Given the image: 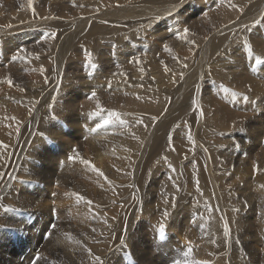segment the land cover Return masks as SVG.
<instances>
[{
  "label": "bare ground",
  "instance_id": "obj_1",
  "mask_svg": "<svg viewBox=\"0 0 264 264\" xmlns=\"http://www.w3.org/2000/svg\"><path fill=\"white\" fill-rule=\"evenodd\" d=\"M148 1H149L148 6L145 5L144 7H142L140 5L139 7L140 10L138 9L139 11H141V14H140L141 16H138V19L141 17L140 20H143L139 22L140 26L147 25L149 21H152L154 23V26L158 27L160 26V23L155 21L156 16H161L162 18H165L164 16L167 13V11H173V12L182 11L180 9L181 6L184 7L183 12H186L188 10V6H191V2L189 3L186 0L185 2H182V0L181 2L180 0L175 1V3L179 6L177 9H173L172 4H165L164 0H148ZM148 1H145V3H148ZM222 2H225V1L223 0ZM226 4L227 2L224 5L221 3V5L224 7L228 5ZM233 7L230 8L228 6V10L225 7L224 11H220V8H222L221 6L218 8L217 10L218 13L216 14V16L217 15L220 16L218 17L220 18L218 19L220 21H218L217 19H212V24L215 25L216 28L215 29L212 28L213 25L210 26L209 33H208L209 36H212L210 40L204 43L202 42V39H201L198 41H194L195 43L194 45H191V43H189L190 45L188 44L182 45L183 46L182 49L181 50L178 49V51L179 50L180 51L177 54L175 53L176 54L175 56L172 55L174 56L173 59L175 60V58H177L178 56L186 57V55L192 54V57L190 59H191V62L194 61L190 69H187L189 70L188 72H186L187 75L186 76L183 75L184 79H182L181 82H179L178 80L179 84L173 90L169 89V87L171 88L169 84L173 83L174 80L173 82L171 81L168 84L169 87L166 86L165 89L157 87L159 84L161 83L163 84L164 80L170 77V75L169 76L167 75V72L165 71L166 69L164 70V68L168 67L167 65L169 63L161 62L162 64H160L159 66H161L160 69H163V70H161L160 72L159 71L160 69L157 68L159 69L157 71L158 77H152V75H148L147 73H144V67L143 69L135 70L133 75H131V73L128 72L129 70H127V67H126L127 64H129L126 62L128 59L120 65V68L117 67L118 69L116 70L113 69V67H116V66L107 68L106 72L108 74V78L106 80L101 79L97 85L95 83L92 84V85H96V87L90 86L89 83H87L85 78L83 77V73L75 68L76 64L84 62V57L82 56L84 52L82 53V51H80L82 49L80 48L79 50L80 52L75 51L76 53H74L73 49H79V48L76 46L77 43L75 44V46L72 43L75 42L74 40L77 37H79L80 35L82 36V34H84L85 36L88 37L89 40L88 39L87 40L90 42V44H93L94 47L97 44L98 45L101 44V42L97 43L98 42L97 41L95 43L94 41L96 36L99 35L100 33L98 32L99 33L98 34L97 32H94V30L92 32L91 30L92 28L90 29L86 28L88 27L87 23L90 21V20L88 21V19H90L91 16L94 17L93 14L89 15L88 17L85 14L86 18H81V19L78 18L77 20H79V22L77 25L75 24L76 25L75 28L74 26L73 28H71V26L69 27V23L71 24L74 22H67L66 27H65L66 31L64 29L61 32L60 37H59L60 39H57V40L48 39L49 42L55 44V47L53 46L54 48H52V55L54 56V59L48 58L49 56H51L50 55L51 52L49 56L43 60H42L43 56L40 55L42 58L40 57L38 59L40 63V66H38V70L37 71H25V73H28V74L30 73L29 82L26 83V85H21L20 89H14L10 87V90H9V84H7L4 88L3 78L0 77V97H1L0 98V141L3 142V144L0 145V173H4L3 178L0 179V228H5V227L10 228V226H15L18 228V226H21L25 222L24 217H25L26 211H31V210L36 211L38 209H41L42 207L47 208V206H50L51 204H53L56 208L65 212L68 215V218L65 216V219H64L62 217L63 212H61L62 214L59 213L61 214L60 218L63 219L62 220L63 223L62 224L57 223L58 225L54 231L57 230V233L62 234V235L54 234V231H53L51 232V235L47 239H43V238L38 239L37 237L39 235H36V234H32L30 236V245H29L30 247L35 245L34 242H36V240H40L39 244L43 243V247L41 251L39 252V254L43 256L44 259L38 261V264H100V261H102L103 264H128L130 263L132 259V254H133L130 247L137 246V242L130 240L134 231L144 232V237L154 247L156 245V242L160 240L156 238V241H155V236L159 237L156 229L158 228V225L162 220L166 226L168 224L174 225L177 222H179L180 219L184 223L190 225L189 223L190 219H187L186 216L188 213L192 215V211H190L189 209L183 211L184 208H180L179 207L180 204L178 202L176 203L175 209H173L171 206L169 208L167 204H165L162 201V198L158 190L156 189V187L162 185V188L165 190L176 189L173 187L172 182L168 179V177L171 176L172 179L175 180L176 185L179 186V190L183 189L187 191V188H185L186 183L187 182L192 183V179H193L192 178L193 175L191 176L189 172L194 167L197 166L196 162L203 170V167L200 165L202 161L205 162L204 170L206 168H210L211 170L210 172V170L207 169V174H206L207 180L205 181L206 184L209 185L208 189L210 191L205 189V191H203L202 193L206 196H208V193L210 194L213 193L215 203L218 205L217 209L215 210L218 212V215H217L218 218L216 217V214H213L211 212L214 209H211L210 210L211 215L208 216L210 218V223L215 222L214 221L215 219H218V220L221 219L224 222L223 223L224 225L225 223L228 224L229 234L226 236L224 234V229H222L221 231L213 233L212 236H208L206 238V241L203 243H196L192 241L187 242L186 240L185 242L184 241L179 242L181 243L179 244V243H176L178 239L175 238V236L173 240L169 238V232H172L170 231V229L172 230L173 228L170 225V229L168 228L169 230L168 229L165 230V237L162 240V242L165 245L164 247H166V251L164 252L163 249L158 247L160 249L157 252L161 254L153 253L155 255L154 258L156 257L157 259H163L166 262L176 261L177 259H180V263L177 262V264H181V263L192 264V262L194 264H250L248 261L241 259L242 258V252H241L242 246H237L234 250H231L232 246L228 245L230 242H227V241H230L233 238L232 233L233 232L238 233L239 228H243L244 223L241 222L239 219L240 210H238L237 207L234 206L233 204H230L228 202L225 204L226 202L225 198H228V194H232V197L230 196L231 197L230 200L233 203L238 204V205L240 204L245 205L247 207L252 206L253 201H252V196L250 195V193L254 192V188L252 186H249V182L251 183L253 181H259L260 186L262 187V185H264V180L261 181L258 178V176H256L257 173L252 172L250 167H246L245 169L243 168L244 172L242 171L243 173L240 172L237 174L234 171L235 169L234 170L231 169L232 171L228 170L227 165L231 163L232 158L221 155L222 152H220L219 149L224 147V149L230 151V154H231V150L234 149L235 147V143H236L235 141H232L231 139H228V138L227 140H224L223 138H219L216 141L209 142L210 147L207 148L205 145L202 144V142L198 141L199 136L196 137L197 134L202 135L203 134L202 132L205 131L204 129L200 130L199 127L197 126L199 124L198 119H197L198 114L202 117L204 115V113L201 114L203 109L205 111L207 110L208 114L210 113L211 116L215 118L214 123L216 121V124H217V122L220 123L221 121L225 123L226 126L229 128H232L231 126L233 125L232 123L234 122L232 118H236L234 120H238L239 122L244 121L245 115L243 116L242 113H236L237 108L235 110L231 109L232 112L233 113L235 112L236 114L235 117H233L234 114L232 115L230 112L231 110H229L232 107L230 104H227L225 108H222L218 104L219 101L217 97L219 95L221 97H226V99H229V95L223 92V87H227V85L223 83L225 81L221 82L223 78L225 80L228 75L234 77L235 84L233 83L234 81H230L229 83L230 85L232 84L235 87H238V89L239 88H243V90L244 88L248 89L247 86L250 85L251 92H254L256 95L258 94L257 91L259 89L262 90L264 88V84H263L264 79H263V82H261L260 80L262 79L259 80L258 76H255V73L253 74L248 73L249 74L248 75L245 68H241L239 61L237 65L235 63L233 64V65H236V67L235 66L233 67V70L228 69L229 67L230 68L232 67L229 65L230 61L228 60L227 61L229 64L224 63V61H221V63L219 61L216 62V60H220L219 57L218 59L216 58V55L220 52L221 49H226L225 46H229V44L234 43V41L237 42L235 40L236 35L241 34V32L243 31L241 28V25L243 24L248 25L249 23H253L254 20L261 19L264 16V0H253V1L250 0V5L248 6L246 10L244 9L246 11L245 15L242 17L240 16L241 18L239 17L240 19L238 20L235 17L237 16L236 15L237 10L235 11L234 10L235 8ZM136 16H137V11L133 8H130L129 14H126L120 10L117 12L113 10H109V12H105L103 14V18H107L110 21L111 19L113 20L120 19L121 21V19L126 20L127 18H128L127 21H129L130 19L132 21V19H135V20L137 19ZM232 17L234 19L229 23L230 20L228 19ZM169 19L167 21H169ZM73 21H76V19H74ZM120 21H117V23H124V21L123 22L122 21L120 22ZM216 21L218 23H216ZM136 23H138V21ZM140 26L139 28L133 27L132 29H130V31H132L131 34L134 35L132 38H134L135 36L137 37L139 33H141L142 35L143 33H146L144 32V29H140ZM108 29L110 30V27ZM159 29L160 31H165L168 33L169 28L166 24L161 23V26L159 27ZM140 30L142 32H140ZM258 31L256 33V37H258L260 33L262 34L264 32L261 30V32L258 33ZM165 32L164 33L161 32V33L165 35ZM148 33L151 34V32H148ZM150 34L146 35L145 38H151ZM139 36L141 37L140 34ZM253 36L254 35H252V37ZM110 37L114 38L113 36H110ZM256 37L254 36V38ZM112 38L110 39L113 40ZM116 38L118 39L119 42L115 44H118V46H123L122 44H125V42L128 40V39L127 40L124 39V36L116 37ZM98 39L99 38H97V40ZM131 40H134V39H131ZM184 40L187 42L186 38L185 39L177 38L176 42L180 43V42H183ZM144 41L146 42V39ZM107 42L106 43L104 42L103 44L107 45L108 47L110 45H109V41ZM261 42L257 43V44H262L261 48H259L260 46L258 47L257 44H256L257 46H255L254 44L253 45L250 44V45L252 46V49L264 51L263 50L264 42L263 41ZM149 43L152 45V40H149ZM71 44H72V48L70 51L68 49L70 48ZM181 44L182 43H180V45ZM200 44H201L200 50L197 51L198 46ZM74 47H77V48H74ZM99 47H95V49L93 48L92 54L94 55V58H98L97 59L99 60L98 62H104L106 61L107 57L104 54L105 51H103L102 53H99L100 51ZM168 48H171V47L169 46ZM135 50L137 49L135 48ZM168 50L170 51V49ZM134 51L132 54L135 53ZM139 51L138 52L140 54L142 53V57H143V54L146 53V51L144 52L143 50L141 52V49ZM74 54H76L77 56H75ZM78 55H81V57H79ZM207 57L209 61L211 62V65H209L208 62L206 61ZM134 59L135 58H133V60ZM151 59L152 58H150V60ZM153 59L151 61H149L148 59V61L151 62L152 64V61H155ZM173 59H170L172 60V62H170L172 64L174 63ZM236 59L238 60V58ZM51 60H53L52 62L54 64L53 68H50ZM131 60L132 59L130 57V61ZM233 60L235 61L234 58ZM158 61H161V59ZM234 61L231 60V62H234ZM30 62L35 63L36 61L31 60ZM125 62L127 63L125 66L126 69H124ZM250 62L252 61L250 60ZM253 62H255L254 59H253ZM141 63L142 65L144 64L143 62ZM254 64L255 63H253V65ZM137 66H139L138 63H137ZM171 66L173 65L170 64L169 67ZM252 66H249V68L253 70L254 68L257 67V64L254 65V68ZM172 68L173 69L170 70V73H172L173 71H176L177 68L179 69V72L180 70H182L180 66H177V64L173 66ZM210 68L211 70H209V74L211 73L213 68L221 71L220 74L215 73L217 78L216 80L214 79L215 81H217L215 82L217 91L221 93L219 95L215 94L214 92L209 94L208 93L209 91H206V90H205L206 91L205 93L204 92L202 93L201 84L204 82V78L206 76L205 72L208 71L207 69H210ZM235 68H237L238 70L240 69L241 71L240 70L239 72L238 70L235 71L234 70ZM246 69L248 70V67ZM48 71L52 73L54 72L55 76L57 75V77L58 76L62 77V78L59 77L58 79L54 76L55 78L52 81L50 79L51 82H49L48 85H50L51 88H47L46 87L47 84H45V78H47ZM150 71H153V69ZM57 73H60L61 75H58ZM113 73H116V75L113 76ZM146 76H149L150 79H147ZM201 76H203V79H201ZM209 76L211 77V75ZM256 78L258 79L256 80ZM109 80L112 81L111 88H108ZM58 82L61 83L59 95L54 90ZM229 83L227 84L229 85ZM79 84L84 91L85 90H90V91L95 90L97 92V97L99 99L100 106L104 110H107V111L101 112L102 116L106 118L108 116V111H114V112L119 113V118L117 119L116 117H113L112 123L108 125H104L103 127L97 129L95 132H92L90 131V129L94 128L96 123H100L102 120L99 119L98 117H92L91 119H86L84 116H80V114L82 111H84L85 113L97 111L98 109L94 103L96 99H93V101L88 99L89 103L91 102L93 103L92 105L95 106L92 108H89L87 105H84L85 102L83 101L87 96L74 99L73 101L82 102L83 107L81 108V111L78 113H76V111H73V110L62 109L60 107V99L63 97V94H64V93L62 94V92H66L68 90L71 92L79 93L80 90L76 89L77 87H75ZM175 85H172V86L175 87ZM150 86L153 87V89L155 88V90L160 89L162 91H165V93L167 94L173 93L174 98L171 104L168 101L170 105L167 109L164 106V102H162V104L160 102L159 103L160 106L158 107L164 106L165 110L162 109L160 112H157V113L144 114V110L141 109V106H140L141 102L144 100L141 101L140 98H143L145 93H150L153 90V89H150ZM197 86L199 90H197ZM187 89L189 90V92H187ZM262 91L264 92V90ZM263 92L262 93L260 92L259 95L263 94ZM53 97H55V100H53ZM147 97L148 96H146V98ZM15 98L19 99V103L14 102ZM193 101H195V103H193ZM49 104H52L53 110L64 113L62 116H59L60 118L62 117L64 119H67L70 122L73 119L75 122H78L79 117H80V121L83 123V125H87L86 128L88 129L86 134L84 135L85 138H83L86 141L81 139L80 141L78 140L79 142H76L77 140L74 139L73 145H75L74 146L75 148L72 147L73 145L69 146L67 144L68 141L62 142V146L66 150V152L70 151V149L72 148L76 150V152L70 151L68 156L70 155L76 156L78 153L79 158L68 160V156H67L66 157L67 163L65 165L64 164L62 165V163L64 162L62 163L60 162L61 163L60 164L58 163V159L63 156V153L64 154L66 153L63 148L61 149L59 156L50 154L49 159L55 163V168H54L55 171L52 169L42 170L41 168L37 167L34 164V159L32 158V155L34 154L33 149L37 147L39 143L42 142V139H44L45 137V135H43V137L41 135V133L44 130L39 131V128L41 126H44V122L45 123L50 122V128L46 129L49 135L53 136L57 131V128L54 127V120H51V114H53L54 111L51 112L49 110V108L47 107ZM143 104H146V103L143 102ZM129 105L131 106V108H129ZM156 105H158V103ZM43 107L47 109L42 110ZM134 107H138V109L140 108L142 112H138L137 110H135L136 108ZM196 107L198 109H196ZM29 110L33 112V114L31 113V115L33 116L30 117L29 115V118H27L25 116V113L27 111L30 112ZM142 115L146 119L140 118V116ZM137 117H139V119L141 120L143 119L147 121L150 120L152 122L150 126L152 127L153 125L155 127L151 129L149 132H147L146 134V129L144 128V124L139 123V120ZM153 117H156V119L153 120L152 119ZM183 118H187L186 120H188L191 123L190 125L191 128L189 129L188 127L189 129L188 136L191 135L192 139L189 140L188 137H185V136L183 137L178 132H176L178 137H180L181 140L185 141V144H183V142L180 144L181 141L179 140V138L178 137L174 138L175 137L174 130L176 129V128L174 129V127H176V125L180 121H182ZM186 120L184 121L186 122ZM131 121H133V124L130 123ZM175 121H176V124H174ZM225 124H221L222 126L221 129L223 130L226 129ZM47 125L49 126V124ZM212 125L215 126V124H211L210 127ZM243 125H246V124L244 123ZM221 126L219 125V127ZM195 127H197V129ZM35 128H36V131H35ZM192 128L196 129L195 133L190 132L192 131ZM186 131L188 133V130ZM144 135L146 136L145 141H144ZM77 137L82 138V133L79 129H78V134L76 135V138ZM169 137H171L170 141H169ZM128 138L129 139L134 138V139L132 142H129ZM235 139L238 142H240L238 138H235ZM175 141L178 142L179 146L174 144ZM180 145L181 147L184 146V148L180 149ZM39 146L41 147V145ZM176 147H179L180 153H183L186 155V160L188 162L187 165H185L180 160V157L178 154L179 152H177ZM205 149L207 151H205ZM215 150L219 152V154L216 155V157H214L211 153L212 151H215ZM235 151L236 150L232 152L233 157L235 156V153H234ZM191 153L193 154L191 155ZM165 155L168 156L166 160L163 159ZM200 159H202V161ZM84 160L89 161L90 164L83 163ZM58 164H60L61 166L58 167ZM92 165H95L96 168L100 169L104 175L101 176L99 173H97L93 169ZM169 165H171V168L169 167ZM213 167H216V169L212 170L211 168ZM117 169H120V171H117ZM173 169H175V171H173ZM148 172L150 173L148 174ZM179 173H182V175L179 176ZM56 174H60V175L57 177L58 179L55 177L57 180L55 179L56 181H54L53 177ZM178 176L182 178L178 179ZM203 176L205 177L204 174ZM239 176L242 179L244 178L243 184L239 183V187L237 188L241 192V194H238V193L234 194L235 192L226 193L225 183L227 182L226 184V187H227V185H229L228 184L229 178L231 177L234 178L232 179V182H235L236 181L235 178H238ZM13 177H15V179H13ZM104 177H107V179H105ZM195 178L197 179V177ZM34 180L44 181L45 186H42V187L38 186ZM55 182L56 184H54ZM193 184L196 185L194 181H193ZM130 185L132 186L130 187ZM114 187H118L121 190V195H124L123 198L116 197L117 195L113 193ZM230 187H231V191H233L234 189L233 185L232 186L230 185ZM54 189L56 190L55 192L56 195L55 197H52L51 193ZM195 189L196 188L192 186V187H189L188 191L193 192L192 190H195ZM107 192L108 193L110 192L111 196H109L108 199H106L107 197L104 198L106 199V201H104V203L101 204V207H100L99 203H96L94 200L99 198L98 196L100 195L103 197ZM74 193H79L81 196L85 197V199L84 200L78 199V197L74 195ZM210 194L209 196H211ZM88 201H91V203H88ZM99 201H100V198H99ZM113 201H115V203H113ZM37 202H39V204H37ZM202 204H203V200H200L197 203L193 204L191 206V209L196 211V207H199L200 209L199 210L197 209V210L201 212V209H204ZM227 204H230V207ZM7 208L18 209V211L21 210V215L18 214L19 212L6 211ZM165 208H167V210L171 213V215L167 219L163 218V211L165 210ZM175 211H178L179 213H177L176 217L172 218L176 214ZM110 217L112 218L116 217V219H112V218L110 219ZM125 219L127 220V235L125 237L126 244H127L126 248L122 246L118 247L120 237L125 235V232H124ZM105 220L107 221V223H105ZM46 221L47 220H45V222ZM85 223L88 226L89 233H83L81 229V224H85ZM179 224H176V225H179ZM262 224L263 226H260V225L258 226L259 232L257 231L258 232L257 234L259 235L258 239L262 241V243L261 242L260 243L263 245L264 244V218L263 216H262ZM209 225L207 226L209 227ZM178 227L180 228V226ZM187 228H189V226L186 227V229ZM93 229H95V231H93ZM9 231L8 230L0 231V237L1 236L4 237L3 241H0V245L9 247V244L7 243V239L10 234ZM66 232L71 234V237H68L69 234L68 235L65 234ZM176 233H173V234L176 235ZM190 235H192V233H190ZM250 235L252 234L250 233ZM141 237L143 236L141 235ZM177 237H179V234ZM21 239L22 238H20V240ZM136 239L137 238H135L134 240ZM225 242H227V244H225ZM20 243L24 246L23 248H26V244H25L26 240L25 241L23 240V242H20ZM158 243H160L159 246L160 245L163 246L160 241H158ZM145 245L146 244L144 243L143 246ZM256 245L257 247L259 246L257 243ZM14 246L16 247L15 244ZM174 246L178 247V252H176L175 254H174L175 250L173 249ZM153 247L151 248V250L156 248V247L155 248ZM189 247H191L192 250L191 252L188 253V255H185V253L188 252ZM88 249H91V254H89V252L87 251ZM140 249L141 248H139V250ZM260 251L264 253V248L260 249ZM260 251L258 253H260ZM29 252L31 253L32 251H29ZM125 252H127V254L124 256ZM21 254H22V250L16 251L15 255L13 256L14 258L12 257L11 260H16L18 258L17 255H21ZM97 256L100 257V261H97L95 259V257ZM30 258L33 260L34 256L32 257L31 255ZM262 259H263V256H262ZM19 260L17 259V261ZM12 264H17V263L15 262ZM19 264H23V263L20 262Z\"/></svg>",
  "mask_w": 264,
  "mask_h": 264
},
{
  "label": "rangeland",
  "instance_id": "obj_2",
  "mask_svg": "<svg viewBox=\"0 0 264 264\" xmlns=\"http://www.w3.org/2000/svg\"><path fill=\"white\" fill-rule=\"evenodd\" d=\"M145 1H148V0H31V6H30L29 5V0H0V31H1L0 32V77L3 78V81H4L3 87L5 88V86L8 84L7 83L8 79H11L13 81L12 85H9V90H10V87L14 88V89H20L21 85H26V83L29 82L30 73L29 74L25 73V71H37L38 70V66H40V63H39L38 59H36V54L37 53L39 54V57L43 56V58L41 57L42 60H43V59L47 58L49 56L50 52H51V54H50L51 56H49L48 58L54 59V56L52 55V48L55 47V44L49 42L48 39H54V40L60 39L59 38L60 34L65 29L67 22H74V23H71V24L69 23V27L71 26V28H73V26H74V28H75V26L79 22V20H77L78 18H80V19L81 18H86V16L88 17L89 15L93 14L94 17L91 16V18L88 19V21L89 20L90 21L87 23V26L88 27L90 26V27L89 28L86 27V28L87 29L92 28L91 29L92 32L94 30V32H97V33L99 32L100 33V34L98 33L99 35L96 36L94 41H95V43L97 41H98L97 43L101 42V44L100 45L97 44L95 47H99V46L102 45L105 48V50L101 46V47H99V49H100L99 53H102L103 51H105L104 54L107 57V59L104 62H98L99 61V60H97L98 58H94V55H93V58H94L93 63H96L98 65V67L95 70H92L90 67L85 66L84 62L75 65V68L83 73V77L85 78L86 82L89 83L90 86L96 87V85L99 83V81L101 79L102 80H106L108 78V74L106 72L107 68L116 66V67H113V69L116 70V69L120 68V65L124 61H126L128 59L129 62H128V60L126 62L129 63V64H127L125 62L124 69H126V67H127V70H129L128 72H130L131 75H133L135 70L143 69V67H144V73H147L148 75H152V77H158V72L157 71L161 67V66H159L160 64L169 63L167 65L168 67L170 66V64L173 65V66H175L176 64H177V66H180V68L182 69V70H180V72H179V69L177 68L176 71H173L172 73H170V70L173 69L172 68L173 66L169 67L170 69L167 67L169 70L167 68H164V70L166 69L165 71L167 72V75L168 76L170 75V77H168L166 80H164L163 84L161 83V84H159L157 86L159 88L165 89L166 86L169 87V85H170L171 88L169 87V89L173 90V89L176 88V86H178L179 82L182 81L180 75L183 73V75L186 76L187 75L186 72L189 71L187 69H190V67L192 66V64L194 62V61L191 62V59H190L192 57V54L191 55H186V57L178 56L177 57L178 59L177 58H175V60L173 59L174 56L182 49V47H183L182 45H187V44L190 45L189 43H191V45H194L195 43H193L191 41H198V40H201V39H202V42L205 43V42H207L208 40H210L212 38V36L208 35L209 28H210L211 25H213L212 24V19H217V20L220 19V18H218V17H220L219 15L216 16V14L218 13L217 10H218V8L220 6L222 7V8H220V11H224L225 7L228 10V6L230 8L235 6L233 8H235L234 9L235 11L237 10L236 11L237 12V14H236L237 16H235V17L238 20L242 16L245 15V12H246L245 10L250 5V0H246V1L245 0H224L225 2H222L223 0H186L189 3L191 2V6H188V10L186 12H183L184 11V7L181 6L180 9L182 11H178L179 12V16L178 17L175 15V12H176L175 11L171 19H169L170 17H168L167 14H165V16H164L165 18H162L160 21H158V23H160V26H161V23L166 24L168 26V28L173 29V32H170V34H169V31H168V33L165 32V31H160V29H159L160 26L155 27L154 23H153L154 27L152 26V28L144 29V32H146V33H143V35L141 33H139L141 35V37L143 36L142 38L139 36V34L137 36L138 38L136 36H135L136 38L135 37L132 38L134 35L131 34L132 31H130V29H132L133 27L134 28L135 27L139 28V26H140L139 22L143 21V20H140L141 17L138 19V16H141L140 15L141 11H139L140 10V8H139L140 5L142 7H144L145 5H147V6L149 5V1H148V3H145ZM175 1H177V0H164V3L165 4L177 5L175 3ZM251 1H253V0H251ZM180 2H181V0H180ZM182 2H185V0H182ZM226 2L228 4V5L226 4L227 6L224 7V6L221 5V3L224 5ZM122 5H123V7H122ZM124 5L126 6V8H125ZM246 5H248V6H246ZM130 8H133V9H135L137 11V16H136L137 19L136 20L132 19V21H131V19H130L129 21H127L128 20V18H127L126 20L125 19H121V21L122 22L124 21V23H117V21H120V19H117V20L111 19V21L113 20L111 22L107 18H103V14L105 12H109V10H113V11H116V12L120 10V11L126 13V14H129L130 13ZM242 9L243 10L245 9V10L243 11ZM241 10H242V12H241ZM92 12H94V13H92ZM85 14H86V16H85ZM97 18H99L100 20L97 19ZM74 19H76V21H73ZM168 19H169V21H167ZM233 19H234L233 17L228 19V20H230L229 23ZM177 20H179L181 22L177 23L176 22ZM130 21H131V23H130ZM137 21H138V23H136ZM171 21H172V23L173 22L174 23L172 24ZM218 21H220V20H218ZM36 23H37V25H36ZM216 23H218V22L216 21ZM22 24H24V25H22ZM248 26H249V29H250V30H248L249 33H248V31L246 32L245 30H243L244 32L242 31L241 34L236 35L235 40L237 41V39H239V41L242 42L243 40H245V39L247 40L248 39L247 41H248L249 44H252V45L254 44L255 46L258 45V47L260 46L259 48H261L262 44H257V43L261 42V41L264 42V32L262 34L260 33L258 37H256V33H257L258 30H260V31H258V33L261 32V30L264 31V20H262L261 24H259V25H255L254 23H249ZM109 27H110V30L108 29ZM185 27H187L189 29V32H188L187 37H186L187 42L184 40L185 43H184V41L180 42V43H182L180 45L179 42H176V39L179 38V37L177 35H175V31L174 30H179L181 33H183V29ZM8 28H9V30H8ZM115 28H117V29H115ZM212 28L215 29L216 28L215 25H213ZM217 29H219V28H217ZM91 30H90V32H91ZM65 31H66V29H65ZM135 31H137V30H135ZM52 32H55L57 34L55 38L51 37L50 33H52ZM105 32H107V33H105ZM117 32H119V33H117ZM138 32H139V30H138ZM140 32H142V31L140 30ZM148 32H151V34L148 33ZM161 32H163V33L165 32V35L163 33H161ZM113 34H115V35H113ZM148 34H150L151 38H145V36L148 35ZM125 35L127 37H129L128 38L129 41L127 40L125 42V44H122L123 46H118V44H115V43L119 42L116 37H121V36L125 37ZM252 35H254L256 38H254V36L252 37ZM49 36H50V38H49ZM110 36H113V37L116 36V37L112 38ZM242 37H243V39H242ZM97 38H99V39L97 40ZM110 38H112L114 41L111 40ZM87 39H88V37L85 36L84 34H82V36L80 35L79 37H77L74 40L75 42H73L72 44L75 46V44L77 43L76 46L79 48V49H73L74 53H76L75 51H79L80 48L82 49V50H80V51H82V53L84 52V50H88V51L92 52L93 48L95 49L93 44H90V42L88 41L89 39L88 40ZM131 39H134V40H131ZM145 39H146L147 43L144 41ZM149 40H152V45L153 46L149 43ZM37 41H39V43H37ZM107 41H109V45H110L108 47H107V45L103 44L104 42L106 43ZM173 41L175 42V44H174ZM236 43L237 42L234 41V43H232V44L230 43L229 44L230 47L229 46H225L226 49H221L223 51L220 50V52L216 55V58L218 59V57H219L220 60H216L215 59L216 62L219 61L221 63V61H224V63L227 64L228 61H230L229 62L230 64L229 63L228 64L230 66H232V67L231 68L230 67L229 68L226 67V68L232 69V70H233V67L234 66L236 67V65L240 62L241 68H245L247 74L248 73L249 74L255 73V76H258L259 80L262 79L260 81L263 82V79H264V64L257 65V67L254 68L255 64L253 65V63H255V62H253V59H251V58H249L247 56V51L244 49L243 45H240L242 43H237V44ZM72 44L70 45V48L68 49L70 51H71V48H72ZM113 45H115V47H113ZM164 45H167L168 47L170 46L171 48H168V49H170V51L169 50H165ZM232 45H233V47H232ZM238 45H240V46H238ZM20 47H23V48L27 49V53H31V55H28L26 60L25 59H18L16 61H12L10 59V57L14 53H16L17 49L20 48ZM77 47H74V48H77ZM200 47H201V44L198 46L197 51L200 50ZM135 48L138 51L141 49V52H142V50L144 52L146 51V53L143 54V57H142V53L140 54L139 53L140 51L138 52L137 50H135ZM138 48H140V49H138ZM178 49H180V50L178 51ZM132 50L135 52L134 54H132L133 53ZM252 50H253L254 54L260 56L261 59H264V51L257 50V49H252ZM131 51H132V53H131ZM170 53H172V54H170ZM21 55H24V54H21ZM74 55L77 56L76 54H74ZM139 55H140V57H139ZM162 55H163V57H162ZM172 55H174V56H172ZM78 56L81 57V55H78ZM82 56L84 57V53L82 54ZM130 57L132 59L131 61H130ZM132 57L135 58V59L133 60ZM168 57H170V58H168ZM150 58H152V59L154 58L153 60H155V61H152V64H151V62H149V61L152 60V59L150 60ZM159 58L161 59V61H158V60H160ZM184 58H185V60H184ZM233 58L235 59V61L237 60L236 58H238V60L235 62L233 60ZM148 59H149V61H148ZM170 59H173V62H174L173 64L170 63V62H172V60H170ZM31 60H34L36 62L35 63L34 62H30ZM146 60H147V62H146ZM231 60L234 61V62H231ZM250 60L252 62H250ZM156 61H158V62H156ZM182 61H183V63H182ZM206 61L208 62L209 65H211V62L209 61L208 57L206 58ZM52 62H53V60H51L50 68H53V66H54V64ZM141 62H143L145 65L143 64L144 65L143 66ZM137 63H138L139 66H137ZM234 63L236 65H233ZM126 64H127V66H126ZM147 64H148V66H147ZM187 64H188V66H187ZM185 65L187 66V68L185 67ZM249 66H252L254 69L253 70L250 69ZM145 67L147 68V70H146ZM247 67H248V70L246 69ZM157 68H159V69H157ZM211 68L207 69L208 71L205 72L206 76L204 78V82L201 84L202 93L203 92L205 93L206 91H209L208 92L209 94L214 92L215 94L219 95L221 93H219V91H217V88H216V83L215 82H217V81H215V80H216L217 76H216L215 73H219L220 74L221 71H219L218 69L216 70V69L213 68L212 71H211V73L212 72L213 73L209 74V70H211ZM152 69H153V71H150ZM161 70H163V69H160L159 71L161 72ZM234 70L237 71L238 69L235 68ZM239 70H238V72H239ZM89 72H92L91 78H89V76H88ZM53 73L48 71V75H47L48 83L46 85L47 88H51L50 85H48L49 82H51L55 77L58 78V79L60 77V76L57 77V75L55 76V73L54 74ZM173 73H174V75H173ZM259 73H260V75H259ZM175 74H177V75H175ZM31 75H33V74H31ZM209 75H211V77ZM184 76H183V79H184ZM228 76H227V78L225 80L223 78V80L221 82L225 81L223 83H225L228 88L232 89V91H235V92H238V93L240 91L242 92L243 88H239L238 89V87H235L232 84L230 85L229 82L230 81H234V77H232L230 75H228ZM60 78H62V77H60ZM146 78L150 79L149 76H146ZM174 78H176V79H174ZM231 78H232V80H231ZM258 78H256V80ZM50 79H51V81H50ZM173 80H174V82H173ZM178 80H179V82H178ZM171 81L173 83H175L176 85L173 84V83H170ZM94 83L96 85H92ZM227 83H229L230 86ZM233 83L235 84V81ZM172 85H175V87L172 86ZM75 87H77L76 89L80 90L79 93L71 92V91H68V90L66 92H62V94L63 93L64 94H63V97L60 99V107L62 109H66V110H73V111H76V113H78V112L81 111L82 102L73 101V100L77 99V98H82V97L88 96L90 94L89 92H91V91L90 90H85L84 91L82 89V87L80 86V84L75 86ZM150 89H153V87L150 86ZM188 89H187V92H189ZM153 90L150 93H145L143 98H140L141 101L144 100L140 104L141 109L144 110V114L157 113V112H160L162 109H164V110H165V108L167 109L169 107V105L172 103V100L174 98V94L173 93H168L167 94V93H165V91H162L160 89L159 90L158 89L155 90V88ZM214 90H216V91H214ZM247 90H248L247 88H244L243 93H245L249 97L248 100H243L241 97L238 96L236 98V100L233 101V99L231 97V93H226V94L229 95V99H226V97H221L220 95L217 97L218 101H219L218 104L222 108H225V106L227 104H230L232 107L230 109L228 108L229 110H231V109L235 110L237 108L236 113H242L243 116L245 115L244 116V121H240L239 122L238 120H234L236 118H232L233 121H235V125L236 126L233 127V125H232L233 123H232L231 124L232 128H229V127L226 126L225 123H223L221 121H220V123L217 122V124H216V121L214 123L215 118L212 117L210 113L208 114L207 110L205 111L203 109L204 112L201 110L202 113H204V115L202 117L197 113L198 114L197 119H198V122H199V124L197 126L199 127L200 130L204 129L205 131L202 132L203 133L202 135L201 134H197L196 137L199 136L198 137V141L202 142V144L205 145L207 148L210 147L209 146L210 145L209 142L216 141L219 138H223L224 140H227V138H228V139H231L232 141H235L236 142L235 143V147H234V149L231 150V154H230V151L225 150L224 147L219 149V151L222 152L221 155H224L226 157L232 158L231 159V163H229L227 165L228 170L232 171V170L235 169L234 171L237 174V173H240V172L243 173L244 172L243 168L245 169L246 167H250L251 171L252 172H256L257 173L256 176H258V178L261 181H263L264 180L263 179L264 178V92L262 90H264V88L262 90L259 89L261 93L263 92V94H261V95H259L260 94L259 90L257 91V93H258L257 95L258 96L254 92H251L249 90L247 91ZM146 96H148L149 98L148 97L146 98ZM168 96H169V98H168ZM160 97H162V98H160ZM156 100H158V101H156ZM148 101H150V102H148ZM168 101H169L170 104L168 103ZM14 102L19 103V99L15 98ZM83 102H85L84 105H87L89 108L95 107L94 105H92L93 103H91V102L89 103V100L87 99V97L84 99ZM143 102L146 103V104H143ZM160 102H161V104H162V102H164L165 108H164V106L158 107V106H160V104H159ZM94 103L96 105V101ZM157 103H158V105H156ZM147 104H149V105H147ZM150 104H151V106H150ZM129 108H131L130 105H129ZM134 108H136L135 110H137L138 112H142L140 110V108L139 109H138V107H134ZM45 109H47V108H45V107L42 108V110H45ZM196 109H198V108L196 107ZM49 110L51 112L54 111L53 113L59 118L58 120L54 121V125H55V128H57V131H56V133L53 136L49 135L48 131L46 129L50 128V122L49 123H45L44 122V126H41L40 128H42V129L39 128V131H43L44 130L42 133H44L45 137H44V139H42V142L39 143V145H41V147L38 145L37 147H35L33 149L34 154L32 155V158L34 159V164L37 167L41 168L42 170L43 169H52V170L55 171V169H54L55 168V163L52 160L49 159L50 154L59 156V153L61 152V149L63 148V146H62V142L63 141H66V142L68 141L67 144L69 146H71V145H73L74 139L77 140L76 142H79L81 139L85 138L84 135L86 134L88 129L80 121V117H79V121L78 122H75L73 119L70 122L67 119L59 117V116H62L64 113L58 112V111L53 110V109H49ZM232 110L230 112H231L232 115L234 114L233 117H235L236 114H235V112L233 113ZM104 111H107V110H104ZM27 112L25 113V116L27 118H29V115H30V117L33 116V115H31V113L33 114V112L30 111V112H28V114H27ZM205 112H206V114H205ZM82 113H85V112L82 111L81 114ZM108 113H109V111H108ZM81 114H80V116H82ZM207 116H209V117H207ZM97 117L99 119H101V120L103 118H105L102 115L97 116ZM230 117H232V116H230ZM137 118H138L139 121L141 120V119H139V117H137ZM140 118H145V117L142 115V116H140ZM211 118H212V120H211ZM217 118H219V117H217ZM186 119L187 118H183L182 121H180L176 125V127H174V129L176 128L174 130L175 131L174 132V136L175 137L174 136H172V137H174V138L178 137L176 132H178L183 137L184 136L188 137L189 129L191 128L190 127L191 123L188 120H186ZM184 120H186V122ZM208 120H210V121H208ZM130 123L133 124V121H131ZM151 123L152 122L150 120L147 121V120L143 119V123L142 124H144V128L146 129V134H147V132H149L151 129H153L155 127L153 125L151 127L150 126ZM210 123L211 124H215V126L212 125L213 127L212 126L210 127V125H211ZM244 123L246 125H243ZM47 124H49V126ZM174 124H176V121L174 122ZM208 124H210V125H208ZM221 124H225V126H226L225 130L221 129L222 128ZM219 125L221 127H219ZM188 127H189V129H188ZM237 127H239V128H237ZM195 128L197 129V127H195ZM195 128L194 129L192 128V131H190V132L195 133L196 132ZM235 128H237V129H235ZM78 129L82 133V138H79V137L76 138V135L78 134ZM172 129H173V127H172ZM233 129H235V130H233ZM240 129H243L244 131H240ZM186 130H188V133H187ZM35 131H36V128H35ZM131 131H132V129H131ZM178 138L181 141L180 144L182 142H183V144H185V141L181 140L180 137H178ZM235 138H238L240 140V142H238ZM133 139H129L128 138V141L132 142ZM145 139H146V136L144 135V141H145ZM69 141H70L71 144L69 143ZM84 141H86V140H84ZM171 142H173V141H171ZM174 144L179 146L178 142H176V141H175ZM236 144H239V147H236ZM74 146L75 145H73L72 147H74ZM74 148H72V149H74ZM182 148H184V146L181 147V145H180V149H182ZM72 149H70V151H73ZM176 150H177V152H179L178 154H179L180 160L185 165H187L188 162L186 160V155L183 154V153H180L179 147H176ZM234 150H236V151L234 152L235 156L233 157V153L232 152ZM64 151L66 152L65 149H64ZM70 151H67L65 154L63 153V156L58 159V163L64 162V163H62V165L63 164L65 165L67 163L66 157L69 155ZM193 153H191V155ZM211 153H212V155L214 157H216V155L219 154V152L216 151V150L212 151ZM165 156L168 157L167 155H165ZM62 159H64V160H62ZM200 160L202 161V159H200ZM51 164H53V165H51ZM60 164H58V167L61 166ZM234 164H236V165H234ZM196 165L197 166L194 167L189 172L191 174V176L193 175L192 176L193 179H192V183L191 182H187L186 183L185 188H187V191L183 190V189H180L179 191H177L176 189L165 190V189L162 188V185L156 187V189L158 190V192H159V194H160V196L162 198V201L164 202L165 199L168 200L167 206L169 208L171 206L172 198L175 195L176 203L178 202L180 204V206H179L180 208H184L183 211H185L187 209L192 211V215L190 213H188L187 216H186L187 219H190V221H189L190 225L184 223L180 219V221H181V222L179 221L180 224H179V222L176 223V224H179V225L168 224L166 226V229H168V228L170 229V225L173 227V228L171 227L172 230L170 229V231H172V232H169V238L171 240H173L174 236H175V238L178 239V241L176 243H179L181 241L185 242L186 240H187V242L188 241H192V242H196V243H203V242L206 241V238L208 236H212L213 233H216V232L221 231L222 229H224V227H223V225H224L223 223L224 222L221 219H219V220L215 219L214 220L215 222H211L210 223V218L208 217L209 215H211L209 209H214L211 212L213 214H216V217L218 215V212L215 211L217 209L218 205L215 203V199L213 197V193H211V194L208 193V196H209V194L211 195L209 197L202 193L203 191H205V189L209 190L208 189L209 185H207L205 181L207 180V176H206L207 169L210 170V168H206L204 170V165H205L204 161H202V163L200 164L203 167V170L197 164V162H196ZM216 167H213L214 169L213 168H211V169L215 170ZM210 172H211V170H210ZM149 173L150 172H148V174ZM203 174L205 175V177L203 176ZM59 175L60 174H56L53 177L54 181H56L58 179L57 177ZM181 175H182V173H179V176H181ZM179 176H178V179L182 178V177H179ZM194 176L197 177V179L200 181L199 182L200 191H197L196 185L193 184V181H194L195 184H196V181H197V179ZM232 179H234V178H232V177L229 178L230 181L228 180V184L229 185H227V187H226L227 182L225 183L226 193H228V192L234 193L235 192L234 194H236V193L241 194V192L237 188L239 187V183L243 184L244 178L242 179L239 176L238 178H235L236 179L235 182H232ZM34 181L40 187L45 186L44 185V183H45L44 181H40V180H34ZM201 181H203V182H201ZM54 184H56V182ZM230 185L231 186L233 185V187H234L233 191H231ZM53 186H55V185H53ZM192 186L195 187L196 189L192 190L193 192L188 191L189 187H192ZM249 186H252L254 188V192L250 193V195L252 196V201H253L252 206H248L247 207L245 205H241V204L238 205V204L233 203L230 200V198L232 197V194H228V198H225L226 199L225 204L228 202L230 204H233L234 206L237 207L238 210H240L239 211L240 212L239 219H240L241 222L244 223L243 228H239L238 233L237 232H233L232 233L233 238H235V239L232 238L230 241H227V242H230L228 245L232 246L231 250H234L237 246H242V250H241L242 258L241 259H244V260L248 261L250 264H260V263L264 264V253H262L260 251V249L264 248L263 247L264 244L263 245L261 244L262 241L260 239H258L259 235L257 234L259 232L258 231V226L259 225L263 226V224H262V216L264 218V188L260 186V182L259 181H253L251 183L249 182ZM113 190H114L113 193H115L117 195L116 197H118V198L119 197L120 198L124 197V195H121V190L118 187H114ZM55 192H56V190L54 189L52 191L51 195L53 193H55ZM185 193H186V195H185ZM194 193H195V195H194ZM109 196H111V193L107 192L103 197L101 195L98 196L100 198L101 202L99 201V198L96 199L99 202L96 201V200H94V201L96 203H99V206L101 207V204H103L104 201H106V199H108ZM52 197H55V196L52 195ZM104 198H106V199H104ZM187 199H188V201H187ZM200 200H203L202 206L204 207V209H201V212L198 211L200 209L199 207H196V211L191 209V206L193 204L197 203ZM230 204H227V205L230 207ZM32 211H34V210L26 211L25 217H24L25 222L21 226H18V228L15 227V226H10V228L9 227L8 228L7 227L0 228V231H2V230H8L9 231L10 230L9 231L10 234H9V237H8L9 240L7 239V243L9 244V247H6L4 245H0V252H1L0 253V255H1L0 256V264H5V263L6 264H12V263H15V262L17 264H19L20 262L23 263V264H31V262H32L31 260L32 259L30 258V252L29 251H32V248H33L34 245L32 247L29 246L30 245V236L32 234H36V235H39L37 237L38 239H42L43 236H44V233L46 232L47 229L51 228L52 224L58 225V224H62L63 223L62 222L63 219L60 218L61 214H62L61 212H63V211H61L58 208H56L53 204H51L50 206H47V208L46 207H42L41 209H38V210H36L34 212H32ZM14 212H19L18 214L21 215V210L18 211V209H15ZM172 212H174V211H172ZM59 213H61V214H59ZM175 213H174L175 215L172 218L176 217L177 213H179V212L175 211ZM57 215H59V216H57ZM65 216L68 218V215L65 212H63L62 217L64 219H65ZM106 218H108V217H106ZM111 218L112 217H110V219ZM59 219H61V220H59ZM45 220H47L46 221L47 223L45 222ZM216 220H218V221H216ZM37 222H39V223H37ZM191 222H192V224H191ZM201 224L204 225L203 229L200 227ZM207 225H209V227ZM174 226H176V227H174ZM178 226H180V228ZM188 226H189V228L186 229V227H188ZM33 227H35V228H33ZM81 229H82L83 233H89L88 232L89 231L88 230V226H87L86 223L85 224H81ZM54 230L55 229H53L51 232H53ZM173 233H176V235H174ZM190 233H192V235H190ZM250 233L253 236L250 235ZM54 234L62 235V234H58L57 230L54 231ZM65 234L68 235L69 233L66 232ZM137 234H138V236H137ZM140 234L143 237H141ZM178 234H179V237H177ZM239 234H240V236H239ZM68 237H71V234H69ZM20 238H22L21 239L22 241L20 240ZM135 238H137V239L134 240ZM143 238H145L144 237V232H142V231H134L133 232L132 237L130 238V240L131 241L133 240L134 242H137V246L130 247V249L133 252V254L131 253L132 254V259H131L130 263H128V264H147L148 262H149L148 264H177V262L180 263V259H177L176 261L166 262L163 259H157L156 257L154 258V256H155L154 254H161V253L157 252L160 248L163 249L164 252L166 251V247H164L165 246L164 243L160 239L158 241H160L163 246H161V245L159 246L160 243H158V241H157L156 242L157 246L155 245L153 247L151 245V243L146 238L145 239H143ZM156 238L159 239V237L155 236V241H156ZM3 239H4V237L1 236L0 237V241H3ZM10 240H12V241H10ZM23 240L24 241L26 240V243H25L26 244V248L29 251L26 248H23L24 246L20 243V242H23ZM39 241L40 240H36V242H34V244L38 243ZM115 241H116V239H115ZM227 242H225V244H227ZM144 243L146 244L145 246H143ZM256 243L259 245L258 246L259 249H258ZM14 244L16 245L17 248L14 246ZM147 244H148V246H147ZM149 244H150V246H149ZM179 244H181V243H179ZM152 247L153 248L156 247V248L151 250ZM158 247H160V248H158ZM139 248H141V249L139 250ZM173 249L175 250L174 254L176 252H178V247L177 246H174ZM176 249H177V251H176ZM15 250L16 251L22 250V254L21 255H17V257H18L17 259L18 260L20 259L19 261H17V259L16 260H11V258L15 255V252H16ZM258 250L260 251L261 254L258 253L259 252ZM139 252H140V254H139ZM126 254H127V252L124 253V256ZM262 256H263V259H262ZM144 257H145V259H144ZM174 257H175V255H174ZM10 262H12V263H10ZM28 262H30V263H28ZM181 264H183V263H181ZM192 264H194V263L192 262Z\"/></svg>",
  "mask_w": 264,
  "mask_h": 264
},
{
  "label": "snow or ice",
  "instance_id": "obj_3",
  "mask_svg": "<svg viewBox=\"0 0 264 264\" xmlns=\"http://www.w3.org/2000/svg\"><path fill=\"white\" fill-rule=\"evenodd\" d=\"M29 5L31 6V0H29ZM178 7H179L178 5H173V9H177ZM166 14H167L168 17L171 18L173 16L174 12L173 11H167ZM175 15L178 17L179 16V12L176 11ZM161 19H162L161 16H156L155 17V21H157V22L160 21ZM262 20H264V17H262L261 19L254 20L253 23L255 25H259V24H261ZM176 22L180 23L181 21L177 20ZM152 26H153V22L149 21V23L147 25H141L140 29H147V28H151ZM241 28H242V30H245V31L250 30L249 26L247 24L241 25ZM168 31L169 32H173V29L169 28ZM188 32H189V29L187 27H185L183 29V33H181L179 30H176L175 31V35H177L180 39H185L187 37ZM50 35H51V37L55 38L57 34L55 32H52V33H50ZM124 39L127 40L128 37L125 36ZM237 42L238 43H242L244 49L247 50V56L249 58L254 59L255 64H257V65L264 64V59H261V57L258 56V55H254L252 47L248 43V41L246 39L243 40L242 42L239 41V39H237ZM37 43H39V41H37ZM193 43H194V41H193ZM113 47H115V45H113ZM164 47H165V50H168V46L167 45H164ZM21 54H24V55H21ZM28 55H31V53H27V49H25L23 47H20V48L17 49L16 53H14L10 57V59L12 61H16L18 59H25L26 60ZM39 58H40L39 54H36V59H39ZM84 65L87 66V67H90L92 70H95L98 67V65L96 63H93V54H92L91 51L84 50ZM185 67H186V65H185ZM57 74L61 75L60 73H57ZM115 75H116V73H113V76H115ZM88 76H89V78H91L92 72H89ZM181 79H183V73L181 74ZM201 79H203V76H201ZM7 83L9 85H12L13 81L11 79H8ZM47 83H48V79L45 78V84H47ZM60 87H61V83L58 82L56 84L55 89H54L57 92L58 95H59ZM111 87H112V81L109 80L108 81V88H111ZM247 87H248V90L251 91V86L249 85ZM197 90H199L198 86H197ZM223 92L231 93V97H232L233 101H235L238 96L241 97L243 100H248L249 99V97L245 93H243V92H239L238 93V92L232 91L228 87H223ZM87 99H89V100L96 99V107H97L98 110L97 111H92V112H89V113H82L81 115L84 116L86 119H91L92 117L100 116L101 112H103L104 109L100 106L99 99L97 97V92L95 90H92L90 92V94L87 96ZM53 100H55V97H53ZM193 103H195V101H193ZM47 107L49 109H52V104H49ZM81 107H83V106H81ZM197 107H199V106H197ZM201 114H203V113H201ZM113 117H116L118 119L119 118V113L114 112V111H109L107 118H103L100 123H96L95 127L91 128L90 131L95 132L97 129L103 127L104 125H108V124L112 123L113 122V120H112ZM58 119L59 118L54 113L51 114V120L55 121V120H58ZM152 119L155 120L156 117H153ZM139 123L142 124L143 120H140ZM84 126L86 127L87 125H84ZM54 127H55V125H54ZM233 127H235V121L233 122ZM240 131H244V130L240 129ZM41 135L43 136L44 133H41ZM188 139L189 140L192 139L191 135L188 136ZM170 140H171V137H169V141ZM2 144H3V142L0 141V145H2ZM236 147H239V144H236ZM205 151H207V150L205 149ZM73 152H76V150L73 149ZM77 158H79L78 153H77L76 156H72V155L68 156V160H73V159H77ZM163 159L166 160L167 157H163ZM83 163L90 164V162L87 161V160H84ZM92 167L101 176L104 175L103 172H101L100 169L95 167V165H92ZM169 167L171 168V165H169ZM117 171H120V169H117ZM173 171H175V169H173ZM3 175H4V173H0V179L3 178ZM104 178L107 179V177H104ZM13 179H15V177H13ZM168 179L172 182L173 187L176 188L177 191H179V186L176 185L175 180H173L171 176H169ZM131 186L132 185H130V187ZM262 187H264V185H262ZM196 188H197V191H200V189H199V180L198 179L196 181ZM52 195L55 196L56 194L53 193ZM74 195H76L78 197V199H80V200H84L85 199V197L81 196L79 193H74ZM88 203H91V201H88ZM113 203H115V201H113ZM164 203L168 204V200L165 199ZM37 204H39V202H37ZM171 207L173 209L176 208V198H175V196H173V198H172ZM14 210L15 209H13V208H7L6 209V211H14ZM209 210H211V209H209ZM170 215H171V213L167 210V208H165V210L163 211V218L167 219ZM112 219H116V217H113ZM105 223H107L106 220H105ZM56 227H57V225H55V224L51 225V228H53V229H55ZM200 227L203 229L204 225L201 224ZM165 230H166V225H165V223L162 220L159 223L158 228L156 229V231L158 232L159 239H161V240L164 239ZM93 231H95V229H93ZM124 232H125V235L120 237L119 246L118 247H120V246H122L124 248L127 247L126 239H125V237L127 235V220L126 219H125V223H124ZM224 234L226 236L229 234V226H228L227 223H225V225H224ZM48 235L50 236L51 233H49ZM191 250H192L191 247H189L188 252H186L185 255H188V253L191 252ZM87 251L89 252V254H91V249H88ZM42 259H44V257L41 256L39 253H37L36 256L33 258L31 264H38V261H40ZM95 259L97 261H100V257H98V256L95 257ZM100 264H103V262L100 261Z\"/></svg>",
  "mask_w": 264,
  "mask_h": 264
}]
</instances>
